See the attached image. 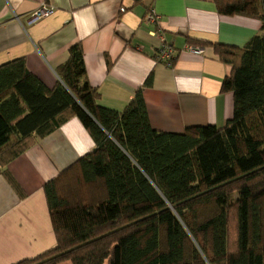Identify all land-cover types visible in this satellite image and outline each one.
Segmentation results:
<instances>
[{"label": "trees", "instance_id": "1", "mask_svg": "<svg viewBox=\"0 0 264 264\" xmlns=\"http://www.w3.org/2000/svg\"><path fill=\"white\" fill-rule=\"evenodd\" d=\"M214 2L264 31V0ZM212 45L230 65L220 89L232 93V115L182 132L150 125L142 91L152 72L122 110L103 106L78 43L52 89L23 58L0 64V173L13 188L5 166L33 136L76 117L94 141L43 184L55 245L12 264H264V33L241 48Z\"/></svg>", "mask_w": 264, "mask_h": 264}, {"label": "crops", "instance_id": "2", "mask_svg": "<svg viewBox=\"0 0 264 264\" xmlns=\"http://www.w3.org/2000/svg\"><path fill=\"white\" fill-rule=\"evenodd\" d=\"M43 4L53 11L34 17ZM149 6L160 17L161 36L150 34L144 21ZM262 33L260 20L223 15L214 0H0V64L23 58L28 71L52 89L60 81L56 68L78 43L99 102L116 111L152 72L142 94L150 125L164 132L226 123L232 115V93L220 88L230 65L212 44L241 48ZM161 40L176 52L171 66L155 58ZM197 42L205 44L203 53L186 49ZM93 147L88 131L70 117L46 136H33L7 163L18 190L0 173V264L55 245L43 184Z\"/></svg>", "mask_w": 264, "mask_h": 264}, {"label": "built area", "instance_id": "3", "mask_svg": "<svg viewBox=\"0 0 264 264\" xmlns=\"http://www.w3.org/2000/svg\"><path fill=\"white\" fill-rule=\"evenodd\" d=\"M52 6H46L43 4L35 13L34 17L40 18L43 16H47L53 11ZM125 7L121 6L120 7V12H124ZM159 19L160 17L156 14V12L153 10L152 7L149 6L147 9L145 15H144V21L147 26H150V34L152 35H159L161 33V28L159 25ZM186 49L190 50L191 52L195 54H201L203 53V48L200 46H194V45H187ZM176 52L174 51V48L172 45L164 40H161L159 44L155 48V58L159 62L165 63L167 66L172 65V61L175 57Z\"/></svg>", "mask_w": 264, "mask_h": 264}, {"label": "rangeland", "instance_id": "4", "mask_svg": "<svg viewBox=\"0 0 264 264\" xmlns=\"http://www.w3.org/2000/svg\"><path fill=\"white\" fill-rule=\"evenodd\" d=\"M231 222H234V220H231ZM234 231H233V227L231 226V236H230V239H229V249L230 250H233L234 249Z\"/></svg>", "mask_w": 264, "mask_h": 264}]
</instances>
